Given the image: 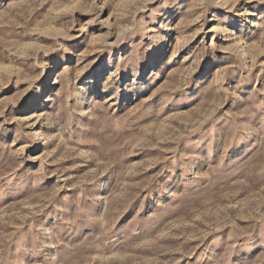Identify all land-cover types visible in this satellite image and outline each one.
I'll list each match as a JSON object with an SVG mask.
<instances>
[{
  "label": "rangeland",
  "instance_id": "374dc122",
  "mask_svg": "<svg viewBox=\"0 0 264 264\" xmlns=\"http://www.w3.org/2000/svg\"><path fill=\"white\" fill-rule=\"evenodd\" d=\"M0 264H264V0H0Z\"/></svg>",
  "mask_w": 264,
  "mask_h": 264
}]
</instances>
